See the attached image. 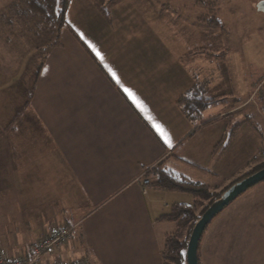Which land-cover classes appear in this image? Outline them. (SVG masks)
<instances>
[{"label":"crops","instance_id":"crops-1","mask_svg":"<svg viewBox=\"0 0 264 264\" xmlns=\"http://www.w3.org/2000/svg\"><path fill=\"white\" fill-rule=\"evenodd\" d=\"M127 8L108 0L80 13L90 27L78 19L74 30L90 40L91 55L62 29L69 46L61 31L60 44L39 56L28 103L16 89L31 57L28 41L0 37V247L8 255L30 253L45 235L70 228L68 242L45 253L44 264H162L173 227L159 219L188 202L150 185L144 192L146 173L163 164L195 182L223 175L225 183L264 151V53H230L227 45L241 39L211 40V11L202 6L195 18L190 7L187 37L171 17L137 18L135 34L125 32ZM167 30L170 38H163ZM199 88L218 102L194 122L178 102ZM229 134V145L216 150Z\"/></svg>","mask_w":264,"mask_h":264},{"label":"rangeland","instance_id":"rangeland-1","mask_svg":"<svg viewBox=\"0 0 264 264\" xmlns=\"http://www.w3.org/2000/svg\"><path fill=\"white\" fill-rule=\"evenodd\" d=\"M113 1L128 7L127 15L130 12V16L125 19L126 23L124 22L122 25L125 32H129L130 34H135L137 28V23L135 22L137 18H141L142 21L145 19L146 22L149 21L150 23L157 17L158 19L161 18L160 21L164 23V18L169 20L171 17L173 18L171 22L175 21V23L178 24L179 35L183 37L190 36L192 26L190 27L184 20L187 18L189 19L192 14L190 7H194L195 9L194 17L192 16V18H195L198 9H201L202 6L205 13L211 10V20L216 18L222 24L220 27L211 29L213 34L210 37L211 40H214L216 34H219L222 39L225 38L224 40L227 41L229 39H241L243 40L241 45H227L226 48L232 49L230 53H235V50L240 54L249 55L251 50L254 51V49H256L259 54L264 53V45H262V43H264V15L257 9L256 2L259 0H196L202 1L200 3L195 0ZM167 1L171 3H169L170 7L166 8L163 13L158 12L160 4L163 3V5H165ZM107 2L108 0H73L70 13H68V19L70 15L72 21H75L72 22L74 25L73 29L78 33V19L80 20L78 17L84 9L86 11V9L89 10V8L94 6L99 7L100 5H106ZM28 4L31 6L34 4V1L0 0V37L3 39L7 37H18V40L24 39L25 42L28 41L26 44H28L29 47L25 45L27 47V52L30 50L31 57L25 61L22 72L19 71L20 78L17 80L18 86L16 89L19 97H22V103L28 100L32 92L33 79L31 78V74L39 65L38 53L46 54L49 50L47 47L48 44L53 43L54 39L56 40V23L54 19H52V17L39 5H36L38 8H34L33 12H31V7H29ZM106 7L111 8V5ZM120 7L121 5H118V8ZM109 10H111V13L114 15H120L119 13H115V7ZM27 19L33 20L35 28H31L28 23H26ZM83 22L86 27H90L89 22L86 20ZM114 24L113 27L115 29L118 27L121 28V21H114ZM154 25L155 31L159 29V25L156 21ZM194 28L197 29V27ZM66 32L67 30L62 31V34H65L62 35L61 41L68 48L69 45L65 42V37L68 36ZM160 35L163 38H170L169 30L161 31ZM84 40L85 43L91 47L90 40L86 38ZM4 48L7 47L5 46ZM39 48L42 50H39L37 53V49ZM244 84L243 92L249 87L248 83ZM231 103L233 104V101L229 102L227 107H231ZM211 111H213V109L210 110V112ZM234 124H236V122H234ZM242 145H244V143H242ZM256 157L257 158L252 160V165H250L249 169L244 168L243 172L231 181L228 180V182L226 181L223 183V175H220L221 177L217 179H214V177L202 178L208 182L209 186H212L214 191L220 192L242 175L249 173L255 169V167L264 163V151L258 153ZM227 158V161L231 163L234 162L233 157L228 156ZM246 160L247 159L244 158L242 161L245 162ZM230 162H228L227 166L231 164ZM180 197H185L183 202H188L184 204L193 205L194 199L191 195L180 194ZM186 199H188V201H186ZM171 208L172 207L164 214L169 213ZM201 212L202 208L197 209L198 216ZM172 227L174 228V225H172ZM199 258L201 264H264V181L247 190L236 200L231 202L210 222L199 244Z\"/></svg>","mask_w":264,"mask_h":264},{"label":"trees","instance_id":"trees-1","mask_svg":"<svg viewBox=\"0 0 264 264\" xmlns=\"http://www.w3.org/2000/svg\"><path fill=\"white\" fill-rule=\"evenodd\" d=\"M33 1V5L30 6L28 4V6L31 7V12H33V9L37 7L36 5H39L47 14H49V16L52 17V19H54L56 23V40L54 39L53 43L48 44V49H52L56 45L60 44V33L62 29L68 28L76 37V39L81 43L84 49L91 55L90 50L87 48L85 43L80 40V37L78 36L76 31L69 25L67 20V14L73 0ZM26 21V23H28L31 28H35L33 20L27 19ZM205 22H207L211 28L220 27L222 25L216 18H213V20H211V13L205 16ZM39 50L41 51L42 49H37V53ZM43 54L44 53H38L39 56ZM40 68L38 67L32 73L31 78L33 79V87L37 82ZM31 99L32 92L27 100V103ZM217 102V99L204 97V92L199 88L191 89L184 97L180 99L178 105L180 106L182 113L187 118H189L191 121L196 122L201 118V115L204 111L216 105ZM231 135L232 134H229L226 140H222L216 146V150L228 146L229 141L231 140ZM263 169L264 163L255 167V169H253L249 173L242 175L240 178L233 181L220 192L214 191V189H212L208 185L192 181L181 174L169 170L164 167L163 164L153 168L152 170H149L146 173V178L150 179V186L168 192L189 194L194 199L193 205H173L170 212L162 215L159 219L160 222L162 221L174 225L173 231L167 234L164 240V245L161 251L162 264H187L188 243L196 224L199 222L204 213L211 206L221 200L224 194L234 185ZM199 208H202V212L198 216L197 209ZM198 261L199 264H201L199 258V249Z\"/></svg>","mask_w":264,"mask_h":264},{"label":"water","instance_id":"water-1","mask_svg":"<svg viewBox=\"0 0 264 264\" xmlns=\"http://www.w3.org/2000/svg\"><path fill=\"white\" fill-rule=\"evenodd\" d=\"M259 11H264V2L257 6ZM264 181V169L249 176L243 181L234 185L229 189L221 200L211 206L201 217L199 222L196 224L187 248V264H199L198 261V249L201 238L210 224V222L231 202L236 200L239 196L245 193L247 190L256 186L257 184Z\"/></svg>","mask_w":264,"mask_h":264},{"label":"built area","instance_id":"built-area-1","mask_svg":"<svg viewBox=\"0 0 264 264\" xmlns=\"http://www.w3.org/2000/svg\"><path fill=\"white\" fill-rule=\"evenodd\" d=\"M146 188L150 185V179L146 178L141 182ZM72 232L70 228L56 230L49 236L45 235L36 245L31 249L30 253H16L15 255H8L5 250L0 247V264H44L42 257L45 253L51 251L53 247L68 242L69 236ZM49 264H91L88 259H79L69 263H49Z\"/></svg>","mask_w":264,"mask_h":264}]
</instances>
